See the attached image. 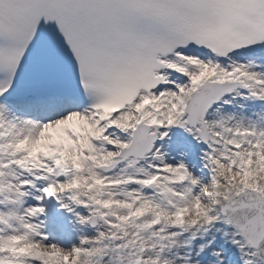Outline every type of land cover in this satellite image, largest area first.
I'll list each match as a JSON object with an SVG mask.
<instances>
[{
	"label": "snow or ice",
	"instance_id": "snow-or-ice-1",
	"mask_svg": "<svg viewBox=\"0 0 264 264\" xmlns=\"http://www.w3.org/2000/svg\"><path fill=\"white\" fill-rule=\"evenodd\" d=\"M0 264H264V0H0Z\"/></svg>",
	"mask_w": 264,
	"mask_h": 264
}]
</instances>
